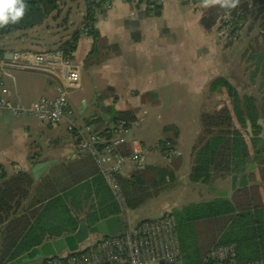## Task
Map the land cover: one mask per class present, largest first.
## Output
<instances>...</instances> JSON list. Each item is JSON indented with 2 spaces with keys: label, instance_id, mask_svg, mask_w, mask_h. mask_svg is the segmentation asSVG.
<instances>
[{
  "label": "trees",
  "instance_id": "trees-1",
  "mask_svg": "<svg viewBox=\"0 0 264 264\" xmlns=\"http://www.w3.org/2000/svg\"><path fill=\"white\" fill-rule=\"evenodd\" d=\"M78 1L24 0V17L16 24L0 27V38L11 33L26 34L49 21H57L62 6ZM105 1L82 0L84 14L80 25L93 28L88 38L92 48L86 66L101 62L111 50L95 29L96 17L103 13L98 10ZM260 3L263 5L264 0ZM261 8L259 6V11L256 9L257 16L264 12ZM156 9L155 16H158L160 8ZM148 12L150 10L144 13L145 17H149ZM244 13L238 16L233 11L231 17L243 21ZM70 14L71 11L67 10L66 17L62 19L64 23H68ZM263 25L258 40L244 56L247 64L252 58L256 62L255 72H249L250 65L247 71L261 103L257 96L239 95L226 82H216L225 86L229 102L212 113L200 115L199 134L190 153L188 180L191 184L213 187L218 180L246 175L247 185L233 192L229 189L226 197H218L214 193V199L185 205L156 219L171 216L175 222L180 253L177 264H203L213 247L229 245L235 248L237 263L264 264V148L260 149L264 143ZM80 35L77 30L62 37L55 49L48 51H62L74 61ZM256 55H259V60ZM0 83L3 84L1 79ZM212 86L214 84L211 89ZM110 90L102 92L101 97L104 98ZM100 113V116L89 118L85 125L106 123L100 132H107L111 125L125 123L128 130L139 121L138 109L116 112L103 107ZM179 136L178 127L168 125L162 129L161 140L152 145L159 148V153L153 151L149 156L155 155L167 164H146L143 170H129L115 177L120 203L115 200L89 156L51 165L44 172L0 174V264H10L44 242L74 234L80 221L91 228L110 217L140 211L151 201L156 189L175 180L182 165V159L175 154ZM250 165L254 167L248 171ZM156 220H143L136 224ZM34 262L43 264L44 260Z\"/></svg>",
  "mask_w": 264,
  "mask_h": 264
},
{
  "label": "crops",
  "instance_id": "crops-1",
  "mask_svg": "<svg viewBox=\"0 0 264 264\" xmlns=\"http://www.w3.org/2000/svg\"><path fill=\"white\" fill-rule=\"evenodd\" d=\"M159 8L158 16L150 11L149 17H145L144 13L148 10L145 7H136L128 0H115L108 10L97 15L95 29L111 50L101 62L86 66L92 42L80 35L74 61L87 71L90 83L83 82L81 72L82 91L69 103L77 122L83 125L89 118L100 116V108L103 107L116 112L138 109L139 121L127 130V135L140 123L142 116L157 110L174 116L177 113L171 111L172 107H182L183 111L186 106L190 107L187 119L183 124H177L180 136L175 154L182 159L181 168L173 182L153 192V198L162 194L165 201L168 195L179 196L181 183L184 180L189 182L188 162L191 161L193 142L199 134V116L208 107L217 104L218 91L225 87L216 82L226 81L239 95H251L250 88L255 90V84L247 74L249 65L244 58L251 44H245L243 39L234 44H225L216 37L224 6L203 3L192 10L188 0H168ZM48 49L52 47L45 50ZM5 53L13 52L5 51L0 56ZM2 83L8 90L10 100L15 101L17 96L24 105H31L40 98L52 100L57 96L55 81L40 72L17 71L14 82L3 77ZM108 89L111 90L102 98L101 93ZM243 89L249 92L243 94ZM80 95L84 97V105L79 103ZM105 126L106 123L94 125L97 131ZM70 142L71 137L61 124L49 126L38 120L17 118L1 111L0 174L10 176L18 171L31 174L44 172L51 165L78 159L71 153ZM185 142L188 146L183 154ZM151 158L156 162H150ZM147 164L167 163H159L155 155H150ZM153 198L150 202H153ZM171 203V207H174L176 201L172 200ZM197 203L192 201L190 204ZM142 209L138 222L156 220L145 218V209Z\"/></svg>",
  "mask_w": 264,
  "mask_h": 264
},
{
  "label": "built area",
  "instance_id": "built-area-1",
  "mask_svg": "<svg viewBox=\"0 0 264 264\" xmlns=\"http://www.w3.org/2000/svg\"><path fill=\"white\" fill-rule=\"evenodd\" d=\"M115 0H106L99 13L108 10ZM136 7L143 6L157 13L159 7L168 0H128ZM192 5L191 0H188ZM195 7L204 0H194ZM235 19L228 13L219 36L229 40L231 33L227 27L234 26ZM82 25V36L89 38L90 31ZM12 58L0 56V79L3 77L14 82L17 71L40 72L51 77L56 83L57 96L49 100L40 98L31 105H24L16 96L9 99L6 87L0 83V112L6 111L13 117L38 120L49 126L63 125L71 137L70 150L75 158H92L98 174L110 189L115 200L121 198L115 177L126 171L143 170L150 153H159L157 146H149L136 139L127 138L125 123L111 125L107 132L96 131L94 126L77 122L70 106V99L82 91L81 65L69 59L62 51H44L42 53L21 51L11 53ZM180 258L179 241L176 226L171 216L161 220L140 223L128 228L117 237L96 238L93 243L81 246L73 254L64 253L44 260L43 264H177ZM203 264H242L236 262V252L232 245L215 246L205 257ZM248 264H263L253 262Z\"/></svg>",
  "mask_w": 264,
  "mask_h": 264
},
{
  "label": "rangeland",
  "instance_id": "rangeland-1",
  "mask_svg": "<svg viewBox=\"0 0 264 264\" xmlns=\"http://www.w3.org/2000/svg\"><path fill=\"white\" fill-rule=\"evenodd\" d=\"M78 2L75 3L67 2L65 6H62L61 14L57 21L54 22L49 21L41 28L35 29L34 31L28 32L26 34L11 33L4 38H0V52L9 51L13 53H18V52L20 53L21 51H31V52L42 53L47 47H52L53 49H55L54 47H56L57 43H59V41L63 39L62 37L65 38V36L70 35L77 30V26L84 14V7L82 5V0ZM191 2H192L191 9L195 10V4H194L195 1L191 0ZM260 2L261 0H240L237 1L235 7L224 6L225 7L224 13L220 17L216 29L217 39L225 44L227 43L234 44L238 42V40L243 39L245 44L250 43L251 45H253L258 40L257 37L262 31V25L264 23V12L258 16L256 12V9L257 11H259V6H262L261 9H264V4L262 5ZM253 3L255 4L254 7H253ZM248 6L250 9L248 8ZM67 10L71 11V14L69 15V19H68L69 26L67 25L68 23H64L62 21V19L66 17ZM229 11L231 12L235 11V14L237 13L236 15L238 16H239V12L241 13L245 12V13L243 15V21H240V19L236 17L235 20L233 21L234 26L231 27L229 25L227 27L226 31L228 33H231V35L229 36L230 39L223 41L222 38L219 36V34H221L223 22L228 20V13L231 15V12ZM239 21L241 23H239ZM66 26L68 27L66 28ZM259 55H256V59L258 60L260 58ZM255 64L256 62L254 58H252L249 61V64H247L250 65L251 67L249 72L252 71L255 72L256 70V67L254 66ZM86 72H87L86 70L82 69V79L85 84L87 83L89 84L90 79L89 80L87 79L88 74ZM250 79H251V75H250ZM224 88L221 87L220 88L221 90L219 89L218 91L219 95L215 100V103L217 104L215 106L208 107L206 111H204L203 113H212L213 111H215V109H213L214 107L219 108L220 106L228 103L229 101L228 94L227 91L225 90L226 88L225 89ZM241 92L245 94L249 91L248 90L245 91V89H243ZM250 92H252L250 93L251 95L257 96V98L260 99V103H261V97L258 95L257 90L255 91L254 89L250 88ZM189 110H190L189 106L185 107V111H183L182 107H172L171 111L173 112L176 111L177 115L172 116L171 114L169 116L167 113L162 112V110H157L153 114L142 116L140 123L134 126L132 130L128 132L127 138H131L135 136L137 140L142 141L145 144L152 145L158 142L162 138L161 131L164 126L170 124H174V125L176 124V126L177 124H183L184 120H186L187 117L189 116L187 115L190 113ZM177 116H178V120L176 121ZM184 145L185 146L182 147L183 154L187 149L188 143L185 142ZM158 160L159 163L160 161H162L160 158H158ZM149 161L156 162L153 158L149 159ZM188 165L190 166V162H188ZM213 188H215L217 192L229 191L230 181L229 179L223 182L216 181ZM210 189L211 187H206V185L191 184L190 182L184 180L179 186V194H180L179 196H181L180 198L178 194L177 196L175 195L174 197L168 195L164 201V197L162 196V194L154 195L153 202H148L146 206L143 207L145 209L144 217L159 219L165 213H170L172 211L178 210L183 206L190 204L192 201L200 203L214 199L215 194ZM185 196H190V197H185ZM172 200L176 201L174 207H171V205L173 204L171 203ZM142 210L143 209H141L140 212L139 211L127 212L126 214L124 213V215L121 216L127 229L135 225L136 222H138L137 219L142 217L141 215ZM95 237L98 236L91 235L89 237V240L86 243H84L82 246H86L90 242H93V239ZM32 264H40V262H34Z\"/></svg>",
  "mask_w": 264,
  "mask_h": 264
},
{
  "label": "water",
  "instance_id": "water-1",
  "mask_svg": "<svg viewBox=\"0 0 264 264\" xmlns=\"http://www.w3.org/2000/svg\"><path fill=\"white\" fill-rule=\"evenodd\" d=\"M4 57L12 58L11 53H5ZM79 103L84 105V97H78ZM264 148V143L260 145V149ZM253 166L248 167V171L252 170ZM247 185L246 175L238 177L233 175L230 180V191L233 192L236 188H243ZM218 197H226L228 191L217 192L215 188L210 189ZM124 232V222L121 216L110 217L104 221L97 223L95 226L88 228L83 221H80L79 227L72 235L55 239L53 241L44 242L39 247L32 249L25 255H22L10 264H28L34 261L46 260L52 257L60 256L64 253H76L80 247L89 240L91 235L103 237H117Z\"/></svg>",
  "mask_w": 264,
  "mask_h": 264
},
{
  "label": "clouds",
  "instance_id": "clouds-1",
  "mask_svg": "<svg viewBox=\"0 0 264 264\" xmlns=\"http://www.w3.org/2000/svg\"><path fill=\"white\" fill-rule=\"evenodd\" d=\"M204 3L235 7L236 0H204ZM25 10L24 0H0V27L18 23L24 17Z\"/></svg>",
  "mask_w": 264,
  "mask_h": 264
}]
</instances>
